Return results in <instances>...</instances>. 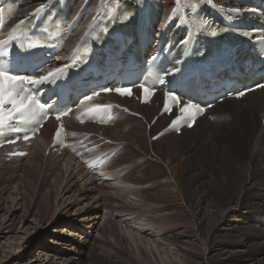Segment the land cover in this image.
<instances>
[{
  "label": "bare ground",
  "instance_id": "6f19581e",
  "mask_svg": "<svg viewBox=\"0 0 264 264\" xmlns=\"http://www.w3.org/2000/svg\"><path fill=\"white\" fill-rule=\"evenodd\" d=\"M86 1L78 0L74 16L81 6L86 4ZM98 1L88 0L82 21L72 38L66 43L62 55L67 56L69 50L83 37L88 24L93 22L94 16L92 15H95ZM100 1L101 4L106 1H114L119 5H133L139 0ZM149 1L153 11H161L163 24L178 8L177 0ZM215 1L221 5H239L237 0ZM46 2L48 0H20V7L14 15L13 23L18 22ZM92 2L93 4H91ZM242 8L248 9L250 6L243 5ZM101 10L102 7L98 12ZM211 19L219 24L218 19ZM183 38L185 37H182L181 41ZM131 47L133 46L131 45ZM180 53L181 50L178 51V54ZM56 65L58 62H55L54 66ZM246 80L247 77L241 81ZM109 102L125 105L139 113L141 118L120 111L118 118L110 126H98L90 123L79 125L72 120L68 121V127L72 133L70 140L72 147L62 153L59 150L51 149L49 157L58 162L57 166L53 168L50 167L53 163L49 164V167L43 163V159L48 158L45 153L52 143L55 129L53 122L48 123L41 131L32 149L24 148V150H29V154L25 158L9 157L7 152L12 151L10 146L0 149V167L14 164L15 172L18 173L14 175L15 178L11 182H3L0 179V264L71 263L76 259L67 255L69 252L66 247L70 246L71 248L68 249L70 251H73V247L77 248L83 234H87L84 229L102 231L103 233L110 230L113 233L117 224L123 226L122 235L126 239L131 237L137 248L145 244L144 247L147 251L148 249L155 251L158 258L166 264L171 260L169 252L173 245L187 249V246L194 244L198 245L202 253L199 264H213L207 262V255L211 252L216 254L224 252L226 244L220 241L212 243L210 238L203 240V237H199L197 228L206 224L210 226L209 235H214L221 229H227L223 226L226 222L237 220L255 209L264 219V203L260 202H264V88L252 91L242 99H227L218 103L208 111L207 116L200 118L192 129H184L181 134L165 133L155 141L152 140V136L164 129L168 123V117L159 114L161 107L158 108L156 104V102L162 104L160 96L150 106L141 105L135 100H122L116 96H107L102 103ZM215 109L216 113L213 114ZM255 114L260 116L259 124L255 122ZM154 115L157 116L155 121L153 120ZM211 144L213 147L209 151L208 148ZM95 146L98 149L85 154L84 159H90L98 154L108 153L110 155L116 152V156L106 166L110 165L105 173L85 172L80 168L82 164L76 158L77 149L81 148V150L89 152L90 148ZM198 157L201 158L197 164L192 162L194 158ZM160 164L165 167V171L160 170ZM44 170L46 175L51 174L52 176H47V178L44 177L45 174L42 176ZM147 172L161 175L163 181L159 190L165 192L164 196L168 199L181 200L182 197L185 198L186 190L187 192L191 191L192 194L187 203V213L190 221L196 226L195 229H190L185 225L171 227L170 221L180 217L179 212H183L179 209L158 210L152 208L156 212L155 214L161 212L164 222V226L155 229L147 227V225L155 224L152 222L153 218L145 219L147 225L145 224L146 227H144L143 223H137V220L132 217L133 212L127 214L115 212L101 214L100 212L80 216L76 214L82 210L85 211V207L71 211L79 205L80 199L87 200L86 207L94 205L93 201L99 198V194L98 196L91 195L95 191V187L92 188L91 185L94 183L97 188L100 187L101 181L105 180L107 176L113 177L110 178L113 179V182L109 183L114 186L117 193L127 191L128 195L140 194L136 187L144 180L143 175ZM195 172L198 173V176H195ZM129 174L135 175L130 181L125 179V176ZM208 174H211L210 178H208ZM184 175H188L187 186L183 184ZM42 177L45 179H41ZM48 177L51 179L48 180ZM38 182H41L39 186H42L40 187L42 193H39L40 191L35 194L31 193L33 191H30L29 188L34 185L33 188L36 190ZM132 185L136 186L132 187ZM100 188L102 189V187ZM253 200H255L254 204ZM104 202L102 201V203ZM96 204L99 202L97 201ZM117 205L119 206V201ZM245 208L249 210L244 212ZM118 209L116 211H120ZM246 218L249 217L246 216ZM16 223H19V228H16ZM60 223L63 224L62 233L64 236L56 235L50 238L47 243L41 244L34 258L23 260L27 256V250L35 242L33 231L40 235L53 234ZM145 229L147 231L142 234V230ZM133 233L141 235L140 246L137 242L138 238H134ZM118 237H120L119 233ZM82 242L84 246L89 244L87 239ZM243 243L248 244V239ZM99 247L104 249L102 246ZM141 249L143 248L137 250L142 251ZM78 253L81 255L83 251L80 250ZM103 254H106L104 250ZM113 254H106L108 255V264H143L131 255ZM262 256L264 257V254ZM262 256L248 255L239 258L231 256L229 260L218 264H264ZM57 259L63 262L57 263ZM83 264L92 263L83 262Z\"/></svg>",
  "mask_w": 264,
  "mask_h": 264
},
{
  "label": "rangeland",
  "instance_id": "374dc122",
  "mask_svg": "<svg viewBox=\"0 0 264 264\" xmlns=\"http://www.w3.org/2000/svg\"><path fill=\"white\" fill-rule=\"evenodd\" d=\"M92 16H94V15H92ZM157 107L159 108V106H157ZM214 112L216 113V109L213 110V114H214ZM154 117H155V115L153 116V120H154ZM254 118L256 119L255 122L257 124H259L260 116L255 114ZM167 121H168V119H167ZM158 133L156 135L152 136L153 141H155L157 139ZM194 137L196 138V135ZM212 147H213V144H211L209 146V148H208L209 151H210V149H212ZM40 152L42 153V151H40ZM201 157L194 158L192 160V162L194 161V163L197 164ZM43 163L47 164L48 167L50 166L49 164L53 163L50 166L52 168L57 166V164H58V162L55 159H51L49 156L47 159H43ZM13 165L14 164L9 165L8 167H6V166H3L2 168L0 167V179L3 182L13 181L15 178L14 175L18 174V173H16L17 171L15 172L16 168L13 167ZM80 168H82L85 172L87 171L84 169L83 164L80 166ZM201 168L204 169V167H201ZM160 170L165 171V167L162 164H160ZM191 173H193V171H191ZM44 174H45V176H44ZM145 174H146V176H145ZM145 174L143 175V178L145 177L144 180L141 182V184H139V186L137 185V187H136L137 189H139L141 195L140 194H137V195L129 194L130 195L129 196L127 191H125L124 193H122V192L117 193V191H115L116 189L114 188V186L110 185V183H109L111 181L113 182V179H107L106 178L105 180L101 181L102 183H100V185H101L100 187H102V189L99 186L97 188V186H95L94 183L91 185L92 188L95 187V191H93L94 194L92 193L91 195L98 196V194H99V196H98L99 198H97L95 201H93L94 205H92V206L89 205L88 207H86L87 200L80 199L78 201L79 205H77V207L75 206L71 211L78 209L79 207H85V211L82 210V211H80V213L76 214V215H80V216H84V215L86 216L88 214L100 213V212H101V214L102 213L103 214L104 213L105 214H112V212L113 213L115 212V213L127 214L128 212L129 213L133 212L134 214H132V217H134L137 220L136 221L137 223H139V222H140V224L143 223L144 227H146V225H147L146 224L147 218L148 219H150V217L153 218L154 220H152V219L151 220L155 224L149 225V226L147 225V227L149 229H151V228L155 229V228L164 226V222L162 221V217L160 214L161 212L159 214H155L156 212L154 210H152V208H154V209L156 208L158 210H164L165 208H166L165 210H171V209L172 210L173 209L178 210L179 209V210H183V212H179L180 217L173 219V221H175L174 223L172 220L170 221V223L172 224L171 227H174L173 225H175V226L185 225L187 227L189 226L190 229H195L196 226L194 225L193 222L190 221L189 215L187 213V211H188V209H187L188 204L187 203H188V200L190 199V196L192 194L191 191L187 192V190H186L185 194H184L185 198L182 197L181 200L177 199V201H176L173 199H168L167 197L164 196L165 192L163 193V192H161V190H159L160 186L162 184V181H163L161 175L160 174L158 175L156 173L152 174V173H148V172ZM147 174H149L151 176H149ZM42 176L47 178V176H52V175L51 174L46 175L45 170H44L42 173ZM134 176L135 175H133V174H129V175L125 176L126 177L125 179L130 181L133 179ZM195 176H198L197 172H195ZM207 176H208V178H210L211 174L210 175L208 174ZM44 177H42L41 179H45ZM187 177H188V175H186L183 179V184L185 186H187V184H188V182L186 181ZM258 177L261 178L262 176H258ZM49 178L51 179V177H48V180H50ZM150 180H152V181H150ZM201 181H203V180H201ZM39 183L41 184V182L36 183L37 184L36 190H35V188H33L34 185L31 188H29V189H31L30 191H33L31 193L35 194L37 191L38 192L40 191L39 193H42L41 192L42 188L40 189V187H42V186H39L40 185ZM135 186L136 185H132V187H135ZM141 192H144V193H141ZM39 193H37V194H39ZM107 196H108V199H107ZM134 196H138V197H134ZM111 197H113V198H111ZM114 198L115 199L117 198V200L115 201ZM132 199H133V201H132ZM241 199H242V197L240 198V200ZM165 200L167 203L165 202ZM97 201L99 202V204H96ZM102 201L103 202L105 201V202L102 203ZM118 201H119V206L117 205ZM115 202H117V203H115ZM254 202H255V200H253L252 203L254 204ZM260 202L264 203L263 201H260ZM153 205H155V206H153ZM122 207H123V209H122ZM150 207H151L152 211L149 210ZM105 208H107V209H105ZM117 209L120 211H116ZM248 210L249 209L245 208L243 211L247 212ZM248 213H249L248 215H243L242 217L238 218L237 220H233V221L228 222V223L226 222L223 226L227 229H221L219 232H217V234H214V235H211V234L209 235L210 226H207L206 224L202 225L200 228H197L199 231V237L200 238L203 237V240L210 238L212 243L220 241V242H224L226 244L225 245L226 250L224 252H221L219 254H216L215 252L209 253L207 255V262H211L213 264H218V263H221L222 261L229 260V258L231 256H236V258H239V257H246L248 255H256V257H257V256H262V254H264V245H263L264 244V219L260 217V215H259V213H257L256 209L254 211L251 210ZM246 216H248L249 218H246ZM142 221H144V222H142ZM19 227H20L19 223H16V228H19ZM169 227L170 226H168V228ZM62 228H63V224L60 223L57 226V230L54 231L53 234L48 233L45 235L35 234V231H33V234L35 235V237H34L35 242L27 250V256L24 257L23 260L24 259L31 260V258H34L36 256L38 249L40 248L41 244L47 243L50 238H53L56 235H63L64 236V233H62ZM123 229H124L123 226L118 225V224L115 225V230L113 233L110 230H107V232L103 233L102 231H92V230L84 229L85 231H87V234H83V236L80 239L81 243L78 244V247L77 248L73 247V249H72L73 251L68 250L71 248L70 246L66 247L67 252H69V253H67V255L73 256L76 259L75 261H73L71 263L68 262L67 264H83V262L84 263L85 262L86 263H92V264H94V263L95 264H108V255H106L107 253L108 254L115 253L113 255H116L117 253H121L123 256L131 255L133 258H135L137 261H139L140 263H143V264H166V262L161 261L158 258V255L155 251H150L149 249L147 251V249L144 247L145 244L144 245L142 244L141 247H138V248H143V249H141L142 251H138L137 250L138 248L135 245V243L132 241L131 237L129 239L128 238L126 239L125 236L122 235L121 231H123ZM146 231H147L146 229L142 230L141 233L144 234V232H146ZM118 233H119L121 238L118 237ZM133 237L134 238L136 237V239L138 238L137 240H139V241H137V242L140 246L141 245L140 244L141 243L140 242L141 235L133 233ZM86 239L89 241V244L84 246L82 244L83 243L82 241H84ZM246 239H248V244L243 243V241ZM126 240H128L130 242H128ZM99 246H102L104 248L103 250L106 253L105 255L103 254V250L100 249ZM63 248H65V247H63ZM199 249L200 248L198 247V245H195V244L187 246V249H183V248H180L176 245H173L171 247L172 252L171 251L169 252L170 253L169 257L171 258V260L168 261V264H199V261H201L200 259L202 257V253ZM80 250L83 251V253L81 255L78 253ZM58 258H60V257H58ZM262 259H264L263 256H262ZM62 262L63 261H61L60 259H57V263H62Z\"/></svg>",
  "mask_w": 264,
  "mask_h": 264
},
{
  "label": "snow or ice",
  "instance_id": "6c2138e0",
  "mask_svg": "<svg viewBox=\"0 0 264 264\" xmlns=\"http://www.w3.org/2000/svg\"><path fill=\"white\" fill-rule=\"evenodd\" d=\"M42 9L38 8L36 10V12H40ZM217 32H213L212 35H216ZM50 76L52 75V73L49 74ZM17 77L16 76H12V75H9L8 72L4 71V69L2 67H0V80H6L8 81L10 84L13 83V82H16L17 81ZM41 80H37V81H34V83H40ZM105 91H111V89H105ZM117 92H121V93H127V94H130V89H116ZM145 91H147V89H145ZM244 93L241 92L240 95H243ZM26 99H31V97H27ZM5 100H8L9 102L13 103V105H16L17 102L15 99H13V94L12 92H5L3 93V96L0 97V105H2L4 103ZM23 107H26V105L23 104V102H21L19 104V106L16 107V110L17 111H20L21 108ZM182 111H184V109H182ZM59 118V117H57ZM176 122L173 121V124H175Z\"/></svg>",
  "mask_w": 264,
  "mask_h": 264
}]
</instances>
